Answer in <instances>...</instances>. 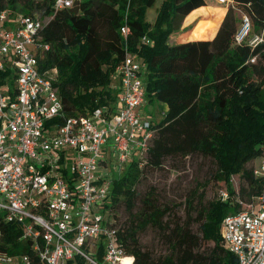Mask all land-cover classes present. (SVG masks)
I'll use <instances>...</instances> for the list:
<instances>
[{"label": "trees", "instance_id": "16d2710c", "mask_svg": "<svg viewBox=\"0 0 264 264\" xmlns=\"http://www.w3.org/2000/svg\"><path fill=\"white\" fill-rule=\"evenodd\" d=\"M237 7L252 18L253 30L264 25V0H235ZM155 0H80L72 8L55 10L53 0H10L13 11L26 14L44 8L53 17L41 30L50 49L41 57V70L57 69L54 83L62 97L67 116L88 115L95 108L114 107L119 92L114 88L115 72L128 53L146 63V98L168 106L163 118L152 121L154 135L145 163H130L112 186L111 207L118 223V207L123 204L130 223L119 226L120 237L133 264H237L224 246L222 219L243 210L261 191V179L254 174V159L264 158V52L247 43L237 44L234 34L237 17L232 8L212 39L190 38L171 43V35L183 19L205 8L206 0H165L155 23L146 11ZM126 25L128 32L122 33ZM148 36L151 44L142 42ZM259 53L257 61L250 58ZM256 76L257 80L252 77ZM114 109V108H113ZM201 154L214 159L213 179L229 192L226 200L202 204L197 215L171 225L165 216L171 212L158 203L155 189L148 191L137 208L136 186L148 167L161 168L167 158L179 159ZM249 165V167H247ZM236 178L239 181L236 185ZM241 181V182H240ZM205 185L202 184V186ZM238 199L232 205V200ZM232 212V213H231ZM199 222V233L192 230ZM153 226L163 232L172 252L155 259L143 249L139 231ZM2 248L10 253H29V240L14 222L2 227ZM202 242L209 251H200Z\"/></svg>", "mask_w": 264, "mask_h": 264}, {"label": "built area", "instance_id": "2783aa9c", "mask_svg": "<svg viewBox=\"0 0 264 264\" xmlns=\"http://www.w3.org/2000/svg\"><path fill=\"white\" fill-rule=\"evenodd\" d=\"M78 1L53 0V7ZM212 1L241 12L237 44L264 52V25L254 32L251 16L235 0ZM52 17L44 8L15 13L10 0H0V264H36L29 253L2 248L7 222L21 226V239L43 264H133L112 215L113 183L104 169L112 164L120 177L130 163L142 166L147 159L154 128L140 113L147 102L146 63L128 53L117 67L114 109L103 105L67 116L54 83L57 69L40 67L50 49L41 30ZM254 174L261 191L220 224L237 264H264V160L260 169L254 164ZM220 192L223 200L230 197Z\"/></svg>", "mask_w": 264, "mask_h": 264}, {"label": "rangeland", "instance_id": "374dc122", "mask_svg": "<svg viewBox=\"0 0 264 264\" xmlns=\"http://www.w3.org/2000/svg\"><path fill=\"white\" fill-rule=\"evenodd\" d=\"M165 0H155L152 6H149L146 11V19L151 23H155L160 8ZM206 7L198 9L193 13L187 15L184 20L186 23L196 22L195 25H190L186 29L182 28V21L177 32L170 38L171 42H174L178 35L182 36L185 33L190 34V38L197 39H212L217 34L223 19H225V13L227 9L223 8L224 5L218 4L212 0H206ZM211 5V6H210ZM237 17L236 27L240 23L241 12L237 9H232ZM15 13H23L14 11ZM140 60L138 56L135 57ZM253 80H257V77L253 75ZM262 98L264 99V88L262 92ZM165 104L158 100L152 102H146L141 108L140 113L145 120H152L157 122L164 116ZM263 156L259 155L254 159L255 166L260 169L263 163ZM249 167V165L247 166ZM217 169L214 159L203 156L201 154H195L186 158L171 159L167 158L163 167L153 168L148 167L145 169V173L139 183L136 186L138 193L137 199V211L141 207V200L145 197L146 193L150 189H155V196L158 203L162 206H167L171 209V212L165 216V221L174 225L176 222H184L188 218V214L193 213L194 217L197 215V210L200 208L199 198L201 194H204L202 204L208 205L209 201L214 199L222 200L220 192L221 183H217L213 179V174ZM108 173L112 183L119 176L116 169L111 164L107 169H104ZM239 181L236 178V185ZM241 182V181H240ZM202 186V184H204ZM238 186V185H237ZM238 199L232 200V205L236 204ZM246 205H243V209H246ZM119 218L118 227L127 225L130 223V215L125 210L123 204L118 209ZM232 213V212H231ZM234 213H237L234 212ZM233 214V213H232ZM199 222L193 221L192 230L194 233H199ZM139 241L144 250H147L151 255L157 259L164 257L172 252V246L167 241L158 228L153 226H147L145 229L139 231ZM210 243L202 242L200 251H209L211 248Z\"/></svg>", "mask_w": 264, "mask_h": 264}, {"label": "crops", "instance_id": "0c3cea01", "mask_svg": "<svg viewBox=\"0 0 264 264\" xmlns=\"http://www.w3.org/2000/svg\"><path fill=\"white\" fill-rule=\"evenodd\" d=\"M211 6V5H210ZM224 9H225V11H226V7H223ZM225 16H226V13H225ZM225 18V17H224ZM184 20V19H183ZM185 20H186V18H185ZM184 20V23L181 25V27L182 28H184V29H186L187 27H189L190 25H195L194 23H196V22H189V23H186V21ZM224 20V19H223ZM223 22V21H222ZM177 32V30L171 35V37L173 38V35L175 34ZM181 37L182 36H180V35H178L177 37H176V39H175V41L174 42H171V43H182V42H187V41H194V40H182L181 39ZM165 104V103H164ZM167 109H168V106L165 104V109H164V114H165V112L167 111Z\"/></svg>", "mask_w": 264, "mask_h": 264}]
</instances>
